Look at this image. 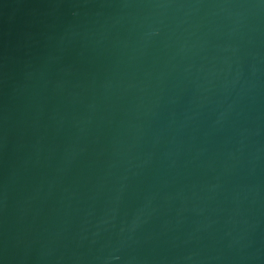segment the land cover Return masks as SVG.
I'll return each mask as SVG.
<instances>
[{
	"label": "water",
	"instance_id": "95a60500",
	"mask_svg": "<svg viewBox=\"0 0 264 264\" xmlns=\"http://www.w3.org/2000/svg\"><path fill=\"white\" fill-rule=\"evenodd\" d=\"M0 264H264V0H0Z\"/></svg>",
	"mask_w": 264,
	"mask_h": 264
}]
</instances>
